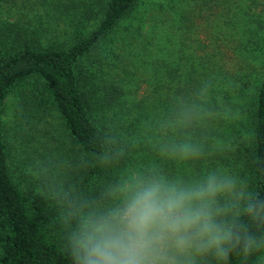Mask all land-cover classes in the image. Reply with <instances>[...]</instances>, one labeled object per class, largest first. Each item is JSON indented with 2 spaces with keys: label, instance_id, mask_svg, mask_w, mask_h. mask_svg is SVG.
<instances>
[{
  "label": "trees",
  "instance_id": "16d2710c",
  "mask_svg": "<svg viewBox=\"0 0 264 264\" xmlns=\"http://www.w3.org/2000/svg\"><path fill=\"white\" fill-rule=\"evenodd\" d=\"M208 1L151 2L142 28L123 24L146 11L143 0H0V264H71L56 197L69 187L98 196L129 165L155 162L174 175L225 167L264 196V72L256 79L264 66V0H217L215 12L216 0ZM165 13L177 22L162 26ZM116 40L125 53L114 52ZM104 44L109 55L100 53ZM15 91L41 111L33 114L38 120L53 111L60 130L53 142L23 137L18 158L1 118ZM183 103L207 114L187 130L203 133L207 154L162 159L152 147L156 125L175 119ZM109 133L127 152L106 168L96 157Z\"/></svg>",
  "mask_w": 264,
  "mask_h": 264
},
{
  "label": "clouds",
  "instance_id": "9594fccd",
  "mask_svg": "<svg viewBox=\"0 0 264 264\" xmlns=\"http://www.w3.org/2000/svg\"><path fill=\"white\" fill-rule=\"evenodd\" d=\"M176 112L157 123L154 151L162 159H202L203 133L194 138L187 130L207 114L188 103ZM101 146L102 167L126 156L114 133ZM56 201L71 264H228L233 254L241 264H264V196L225 167L174 175L155 162L129 165L103 182L98 196L69 187Z\"/></svg>",
  "mask_w": 264,
  "mask_h": 264
},
{
  "label": "rangeland",
  "instance_id": "374dc122",
  "mask_svg": "<svg viewBox=\"0 0 264 264\" xmlns=\"http://www.w3.org/2000/svg\"><path fill=\"white\" fill-rule=\"evenodd\" d=\"M160 1V0H158ZM157 0H143V2L140 4V7L143 4L147 5L146 11L142 12L141 10H136L133 12L132 18L129 20H126L125 22H128L129 24H123V25H129L130 27H134L135 23H140L142 28H145L149 24V16L148 13L150 11V8H148L149 4L151 2L157 3ZM211 3V1H208V5ZM230 5L236 4L239 5L243 3V0H230ZM212 5V4H211ZM217 10V0L213 1V12ZM209 10L203 6V13H207ZM163 22L161 23L162 26H166L169 23H175L177 22V19L173 16V14L165 13V16L162 17ZM225 19H226V13H225ZM203 18L200 15H196L195 21L201 22ZM220 21V18H219ZM212 24H216V21H211ZM223 24V23H222ZM221 24V25H222ZM216 27V30L217 31ZM154 31H156L154 28H152ZM119 32V31H118ZM117 32L118 35H120ZM117 35V37H118ZM197 35L203 36L202 32H197ZM118 40L114 41L111 44V47L114 48V52H117L118 54L125 53L127 50L121 49L117 47ZM120 44V43H119ZM109 45H103V47L100 50V53L102 55H109L108 50L106 48ZM106 51H105V50ZM136 57L131 55L130 59H135ZM106 66V65H105ZM264 72V66L260 67L258 72L256 73V79L259 78L262 73ZM253 84V83H252ZM251 85V84H250ZM249 85V86H250ZM242 102L246 100L245 96L241 99ZM34 112H41L40 110L35 111V107L26 104L23 102L22 98L20 97L18 92H10L8 93L2 103V112H1V118L4 124V127L6 128V139L9 145H11L10 151L11 154H14L18 158L19 152L24 149L25 146H22L20 150L16 149V146L20 143L21 139L23 137L29 138V142L34 145L36 142L39 143V141H42L44 137L48 138L49 141L53 142L54 138L59 136L60 130L56 126L55 116L52 114L53 111H43L45 120H38L34 117ZM45 122V123H44ZM46 124L48 125V128L46 129ZM52 134V137L49 136ZM36 145L34 147H36ZM29 148H25L26 150Z\"/></svg>",
  "mask_w": 264,
  "mask_h": 264
}]
</instances>
